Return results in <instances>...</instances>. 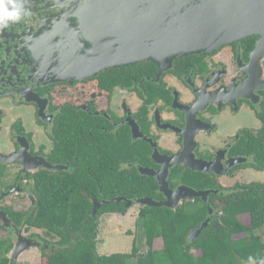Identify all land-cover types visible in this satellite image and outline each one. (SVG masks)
I'll return each mask as SVG.
<instances>
[{
	"label": "flooded vegetation",
	"instance_id": "flooded-vegetation-1",
	"mask_svg": "<svg viewBox=\"0 0 264 264\" xmlns=\"http://www.w3.org/2000/svg\"><path fill=\"white\" fill-rule=\"evenodd\" d=\"M24 10L21 20L0 26V157L5 159L0 160V196L7 195L0 201V214H6L0 216V230L15 238L14 246L28 238L39 243L43 256L58 241L37 228L42 234L23 236L26 227L17 226L2 209L27 212L42 206L45 198L36 192L32 175H50L57 192L53 205L72 203L75 190L76 198L89 199L93 216L119 202L114 199L123 196L107 199L100 185L98 194L88 188L90 176L98 179L87 160L104 159L108 146L114 153V143L128 149L133 160L119 164L118 173L126 167L160 173L167 167L171 190L207 193L183 197L181 205H206L216 225H223L230 204H264L261 35L177 56L172 63L145 60L63 78L56 70L67 40L62 31L56 35L60 19L73 13L72 0H24ZM176 157L182 160L168 167L166 159ZM142 175L153 178L160 201L167 200L157 177ZM22 193L24 210L4 203Z\"/></svg>",
	"mask_w": 264,
	"mask_h": 264
},
{
	"label": "trees",
	"instance_id": "trees-1",
	"mask_svg": "<svg viewBox=\"0 0 264 264\" xmlns=\"http://www.w3.org/2000/svg\"><path fill=\"white\" fill-rule=\"evenodd\" d=\"M114 145V153L109 146L104 148V159L89 157L87 160V165L97 169L95 177L99 180H92L90 176L88 188L98 194L100 185L107 199L123 196L133 205H138V225L145 250H140L135 238L131 253H98L99 217L110 212L122 214L127 210L125 200L106 204L96 216L92 215L89 199L76 198L79 190L71 194L72 203L53 205L50 200L57 193L54 181L48 173L36 174L32 175L36 181V192L45 198L42 206L27 212L2 209L17 226H25L27 230L42 229L58 238L54 251L43 252V264H264V239L257 233L264 229L263 203L242 202L226 206L223 225L210 221L197 239L190 240L191 232L209 217L206 205L180 204L171 209L137 203L136 200L146 197L160 201L158 184L134 167H126L118 173L119 164L133 160L128 156V149L120 148L117 143ZM112 154H115V159ZM160 242L162 246H159ZM13 249L11 235L0 239V264L15 263L11 257Z\"/></svg>",
	"mask_w": 264,
	"mask_h": 264
},
{
	"label": "water",
	"instance_id": "water-1",
	"mask_svg": "<svg viewBox=\"0 0 264 264\" xmlns=\"http://www.w3.org/2000/svg\"><path fill=\"white\" fill-rule=\"evenodd\" d=\"M72 8L68 18L60 19L62 24L56 35L61 36L62 31L67 40L59 52L63 58L57 62L56 70L63 78L92 76L111 67L145 60L172 63L177 56L214 49L250 34L261 35L259 48H264V0H72ZM0 160L5 161L1 157ZM166 160L170 167L182 157ZM189 160L187 164L197 169V163ZM165 169L157 173L139 167L142 174L157 177L167 200L146 197L137 203L176 209L183 197H206V192L188 187L171 190L165 181ZM5 196L2 194L0 201ZM114 200H125L127 209L132 204L124 197ZM211 215L210 209L209 217L191 232L190 240L197 239L208 227ZM0 216L6 218L4 213ZM36 243L20 240L11 257L18 260Z\"/></svg>",
	"mask_w": 264,
	"mask_h": 264
},
{
	"label": "rangeland",
	"instance_id": "rangeland-1",
	"mask_svg": "<svg viewBox=\"0 0 264 264\" xmlns=\"http://www.w3.org/2000/svg\"><path fill=\"white\" fill-rule=\"evenodd\" d=\"M7 145V142H2L3 148H6ZM21 196L26 197L24 194L19 195L17 197L20 198L14 201L12 200L15 197H8L5 199L4 203L14 202V207L16 209L24 210L27 204L24 203L23 200H21ZM139 210L140 208L138 207V205H135L127 209L125 215L106 213L103 217H101V226L97 244L98 253H131L135 238L140 250L142 252L145 250L146 246L144 245L143 239L141 238L142 232H140V228L138 225ZM29 230L31 231L29 232ZM29 230H26L28 232L24 231L23 236L27 237L28 235L35 233L42 234V230L39 231L34 228ZM257 233L264 239V229ZM8 235L9 232L7 230H0V239L7 238ZM12 238L15 239L13 236ZM159 246H162L161 242ZM44 260L45 258L42 256L41 249L36 243L35 245H33V247L25 250L20 255L18 260H16L15 264H43ZM162 264H166V262Z\"/></svg>",
	"mask_w": 264,
	"mask_h": 264
},
{
	"label": "clouds",
	"instance_id": "clouds-1",
	"mask_svg": "<svg viewBox=\"0 0 264 264\" xmlns=\"http://www.w3.org/2000/svg\"><path fill=\"white\" fill-rule=\"evenodd\" d=\"M25 15L24 0H0V26L7 27L8 21H19Z\"/></svg>",
	"mask_w": 264,
	"mask_h": 264
}]
</instances>
